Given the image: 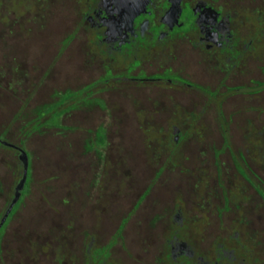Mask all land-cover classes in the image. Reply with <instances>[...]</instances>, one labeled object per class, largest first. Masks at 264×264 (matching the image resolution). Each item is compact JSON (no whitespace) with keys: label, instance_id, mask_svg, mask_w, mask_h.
Returning <instances> with one entry per match:
<instances>
[{"label":"flooded vegetation","instance_id":"flooded-vegetation-1","mask_svg":"<svg viewBox=\"0 0 264 264\" xmlns=\"http://www.w3.org/2000/svg\"><path fill=\"white\" fill-rule=\"evenodd\" d=\"M0 53L15 76L0 89L40 72L30 89L63 95L19 142L0 132L18 172L0 220L18 147L28 156L0 264H264V0H0ZM47 120L62 132H40ZM118 130L144 137L148 158L123 177L106 139ZM30 131L48 176L31 224L10 230ZM66 155L78 159L67 175Z\"/></svg>","mask_w":264,"mask_h":264},{"label":"rangeland","instance_id":"rangeland-1","mask_svg":"<svg viewBox=\"0 0 264 264\" xmlns=\"http://www.w3.org/2000/svg\"><path fill=\"white\" fill-rule=\"evenodd\" d=\"M55 32H65L64 25L61 26V30ZM1 54V53H0ZM3 55H0V58ZM17 60H23V62L26 64H31L33 62L32 57L30 56H20L17 57ZM64 66L61 63V71L59 73L62 74L64 70ZM44 74L40 72H27L25 74H22V88L18 89L17 92H12L10 90H3L0 89V132L2 134H5L8 138L19 142L17 140L18 138H22L24 130L30 126L32 123V118L35 112V109L43 107L45 104L49 103H55L57 101H60L63 97L62 94L58 93L56 95L51 96V89L48 87H43L40 89H36L37 92L34 90V92L30 89V81H34L36 77L41 78ZM14 74H5L2 75L0 73V79L2 81H10L14 80ZM62 89H59L61 91ZM26 92L28 95H26ZM31 93H33L31 95ZM37 107V108H36ZM20 114H22L20 116ZM51 120H47V122H42L41 125L44 127H41V131L43 132L45 129V126L50 125L51 130L53 127V123L57 124V130L55 131V134H59L62 132V128L60 124H63L64 121H54L50 123ZM53 124V125H52ZM120 128V127H119ZM51 130H47L45 132H50V134H53L54 132H51ZM39 132V131H38ZM38 133L32 132L26 133L24 138L20 141L22 146L28 151L32 165L29 169V175H28V182H27V188L25 191V194L21 198L20 203L17 206V211L15 212V215L13 219L11 220V223L9 224V229L13 230L15 228L16 230H19V227H22L23 229L30 225V214L33 209H36L40 207L39 205L42 204V202L39 200L38 192L36 191V187L40 188L45 186V184H42V182L47 178V173L45 169L43 168L44 165H42L44 162V159H38L37 155L35 154V146L38 139ZM106 139L109 141V144L114 147V158L116 163H118L117 166V176L123 177L126 176L129 169V164L133 163L135 167H137L139 170H141L143 167L147 165V155L144 152H140V149L136 147H141L144 144V137L138 136L137 134L133 133H123L118 130L116 135L107 136ZM41 144L45 146L48 150V147H51L49 143L41 141ZM109 145V146H110ZM136 148V149H135ZM128 150L135 151L129 153ZM138 150L139 152H137ZM49 153V152H48ZM14 152L12 150L2 149L0 148V167H2V193H0V208L3 204V200L5 198V195L8 193L10 186L12 184V181L14 178H16L17 170L15 168V156ZM132 155V156H131ZM131 156V157H130ZM130 157V158H129ZM74 161L69 158L67 155L65 156V175L67 173H70V171L77 170V157L73 158ZM4 166V168H3ZM72 166L71 169L69 167ZM58 171V170H56ZM67 172V173H66ZM77 173H75V177L73 179H65V193L68 191L69 185L73 182L77 181ZM137 176H141V174H136ZM65 178H67L65 176ZM69 178V177H68ZM68 180V182H67ZM59 202H56L58 204ZM19 233V232H18Z\"/></svg>","mask_w":264,"mask_h":264},{"label":"water","instance_id":"water-1","mask_svg":"<svg viewBox=\"0 0 264 264\" xmlns=\"http://www.w3.org/2000/svg\"><path fill=\"white\" fill-rule=\"evenodd\" d=\"M3 143L4 144H7V145L15 146L14 144L9 143L7 141H3ZM18 148L20 150V159H21L22 164H23V174H22V177L20 178L18 184L15 187V193H14L13 199L11 200V202L9 203V206L7 207L6 211L4 212V214L1 217L0 226L3 224V222L6 219V217L9 214L10 210L12 209L13 205L18 200V198L20 196V192H21V190H22V188L24 186V182H25L26 176H27V166H28V156H27V152L23 148H21V147H18Z\"/></svg>","mask_w":264,"mask_h":264}]
</instances>
